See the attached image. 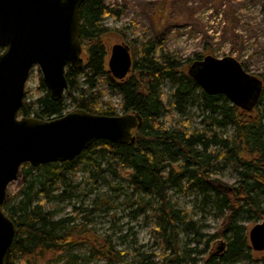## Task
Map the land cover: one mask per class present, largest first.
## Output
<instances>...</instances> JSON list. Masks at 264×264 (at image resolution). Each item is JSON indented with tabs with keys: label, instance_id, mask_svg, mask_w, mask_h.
<instances>
[{
	"label": "trees",
	"instance_id": "1",
	"mask_svg": "<svg viewBox=\"0 0 264 264\" xmlns=\"http://www.w3.org/2000/svg\"><path fill=\"white\" fill-rule=\"evenodd\" d=\"M125 11V7L108 5L106 0L83 3L80 40L86 66L67 69V100L64 96L53 101L43 78L38 99L28 101L25 90L20 117L53 120L69 113L70 108L109 117L136 113L143 119L142 127L135 131L136 142L118 145L101 140L72 162L39 168L22 165L20 173L25 179L18 199L6 201L3 207L17 227L7 264H58L64 254L83 244H90L92 256L103 260L123 254L115 251L108 239L102 243L92 240L85 223H77V217L56 220L52 205L73 198L78 186L70 184L68 176L86 163L98 176L110 173L126 177L134 187L154 196L158 202L155 213L161 222L158 230L174 255H179L178 229L186 215L173 204L172 191L182 189L183 184L198 188L207 200L214 194L220 211L227 210L220 235L231 232L233 239L222 262L242 254L247 244L246 229L237 223L238 216L247 213L264 218V90L253 109H241L224 95L204 92L189 74L190 67L201 61L200 55L192 63L183 62L165 50L166 38L139 36L129 41L134 50L131 76L119 83L110 81L121 102L106 101L102 79L109 72L103 37L117 31L127 40L125 31L129 29L115 30L105 22L118 20ZM260 79L264 85V75ZM167 82L173 85L171 95L164 90ZM192 106L204 113L201 127H193L190 118L178 119ZM228 126L233 128L231 135L224 131ZM223 164L234 167L236 186L227 187L217 178ZM37 169L41 173L34 175ZM60 187L61 193L54 195ZM161 258L163 264L172 262L169 257ZM205 264L221 263L210 255Z\"/></svg>",
	"mask_w": 264,
	"mask_h": 264
},
{
	"label": "rangeland",
	"instance_id": "2",
	"mask_svg": "<svg viewBox=\"0 0 264 264\" xmlns=\"http://www.w3.org/2000/svg\"><path fill=\"white\" fill-rule=\"evenodd\" d=\"M106 3L126 9L118 20H106V26L129 29L125 31L127 40L117 31L103 37L107 71L115 45H128L134 61L129 41L147 36L166 38L165 50L183 62L192 63L197 55L201 61L206 57L218 60L232 57L246 73L257 78L264 75V0H106ZM41 78L39 67H34L26 86L28 101L40 97ZM110 81L119 83L111 74L106 75L102 79L104 98L118 105L121 99ZM164 90L171 95L173 85L167 82ZM187 118L193 127H201L204 113L192 106L184 117L178 115L179 120ZM224 131L231 135L233 128L228 126ZM40 173V169L34 171V175ZM217 178L227 187H234L238 182V174L229 164L219 168ZM24 179L20 173L9 185L7 202L17 201ZM68 179L78 188L72 199L57 200L52 205L57 211L56 220L77 217V223H85L92 240L102 243L108 239L114 250L123 254L114 260H103L92 256L90 244H83L64 254L58 264H163L162 256L169 257L171 264H205L210 255L221 264H254L256 260L264 264V252H256L249 239L250 231L263 223L264 218L247 213L237 218V223L246 229L247 244L243 253L222 262L233 236L231 232H226L224 237L220 235L227 210L220 211L212 193V200H207L198 188H186L185 184L183 189L172 191L175 207L186 215L178 229L179 255H174L166 248L158 230L161 224L155 213L158 202L152 194L137 189L126 177L110 173L98 176L89 163L81 165ZM61 190L60 187L54 195Z\"/></svg>",
	"mask_w": 264,
	"mask_h": 264
},
{
	"label": "water",
	"instance_id": "3",
	"mask_svg": "<svg viewBox=\"0 0 264 264\" xmlns=\"http://www.w3.org/2000/svg\"><path fill=\"white\" fill-rule=\"evenodd\" d=\"M86 0H0V264H7L17 227L5 213L9 185L22 165L34 168L72 162L95 143L135 144L143 125L136 113L119 116L71 111L53 120L20 117L25 90L34 67H39L53 101H61L69 87L67 69L86 66L80 40V9ZM133 68L130 47L112 48L108 72L124 81ZM209 95H224L235 106L251 110L263 92L260 78L246 73L232 57H206L189 69ZM249 239L264 252V222Z\"/></svg>",
	"mask_w": 264,
	"mask_h": 264
},
{
	"label": "bare ground",
	"instance_id": "4",
	"mask_svg": "<svg viewBox=\"0 0 264 264\" xmlns=\"http://www.w3.org/2000/svg\"><path fill=\"white\" fill-rule=\"evenodd\" d=\"M263 90H264V85H263ZM129 114H132V113H129ZM44 166V165H43ZM184 187L182 186V189H183ZM181 190V189H180ZM176 191V190H175ZM179 191V190H178ZM174 204V203H173Z\"/></svg>",
	"mask_w": 264,
	"mask_h": 264
}]
</instances>
